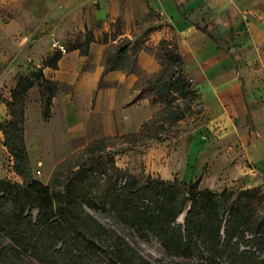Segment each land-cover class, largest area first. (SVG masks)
I'll return each mask as SVG.
<instances>
[{
    "label": "crops",
    "instance_id": "0c3cea01",
    "mask_svg": "<svg viewBox=\"0 0 264 264\" xmlns=\"http://www.w3.org/2000/svg\"><path fill=\"white\" fill-rule=\"evenodd\" d=\"M87 38L88 55L69 49ZM162 40L174 41L185 72L198 75L203 113L189 131L199 133L177 156L164 160L160 147L145 154L146 173L190 181L222 162L240 177L263 179L264 0H0V126L9 120L12 89L27 76L35 82L24 111L33 170L51 172L82 145L140 132L159 111L143 83L161 70L155 52ZM223 40L233 46L223 48ZM117 46H128L126 56L141 48L135 71L105 73L106 54ZM38 71L59 86L48 120ZM236 137L239 147L229 144Z\"/></svg>",
    "mask_w": 264,
    "mask_h": 264
},
{
    "label": "trees",
    "instance_id": "16d2710c",
    "mask_svg": "<svg viewBox=\"0 0 264 264\" xmlns=\"http://www.w3.org/2000/svg\"><path fill=\"white\" fill-rule=\"evenodd\" d=\"M91 41L87 38L69 49H80L88 55ZM140 50L134 46L129 56L128 46L109 50L105 73L116 69L135 71ZM155 56L161 70L143 83V89L152 93V104H162L163 108L140 132L123 138L137 141L145 136L150 143L164 142L167 131L186 118L196 100L175 42L162 40ZM58 59L55 56L51 64ZM35 78L42 116L48 120L59 86L41 71L35 73ZM34 85L27 76L18 78L12 100L7 102L9 120L0 126L14 172L23 179V183L0 179V264H86V256L100 237L97 230L103 229L93 215L83 210L82 203L89 198L108 204L122 223L155 237L173 257L191 259L202 249L218 262L264 264V222L240 228L236 210L232 205L228 208L226 192L218 195L198 191V183L185 192L177 187L178 180L168 182L150 176L141 180L130 176L126 169L115 168L114 156L105 153V142L113 138L93 142L74 163L68 159L59 163L48 185L33 178L24 140V111L27 92ZM180 96L187 100L184 108L177 102ZM105 156L111 159L110 169L104 165ZM227 209L232 215L228 222L224 219ZM186 211L184 222H179Z\"/></svg>",
    "mask_w": 264,
    "mask_h": 264
},
{
    "label": "rangeland",
    "instance_id": "374dc122",
    "mask_svg": "<svg viewBox=\"0 0 264 264\" xmlns=\"http://www.w3.org/2000/svg\"><path fill=\"white\" fill-rule=\"evenodd\" d=\"M146 21V20H145ZM121 21L118 24V30H121ZM150 30L147 27L143 28L142 33L147 34ZM223 48L232 47L233 42L229 40L221 41ZM158 53H160L158 51ZM184 75L191 82L196 92V100L191 105L190 110L186 112V118L183 119L177 126L167 131L165 135V141L162 143H150L148 137H140L137 141L129 138H123L122 136L115 137L107 140L105 145V153L114 156V166L119 168L124 162H129V166L126 168L128 174L135 178L143 180L147 176H152L151 173H146L147 166L145 165V154L153 148H165L164 160H166L170 153L171 155H178L181 153V147L185 144H189L191 137L195 133L189 132L196 129L200 125L201 114L203 109L200 107V93L198 87V75L195 73H188L184 70ZM146 82L149 77H145ZM152 96L151 92L146 93ZM159 100L157 99V102ZM177 102L181 103L182 107H185L187 100L180 96ZM159 111L163 108L162 104L157 103ZM158 111V112H159ZM157 112V113H158ZM149 132H146V135ZM4 138L0 132V179H8L14 182L23 183V179L18 176L11 164V155L6 152L3 147ZM229 144L239 147V139H229ZM92 143L82 145L79 148L74 149L73 152L65 156L64 160H71L72 163L76 162L81 154ZM148 144L149 147H145ZM167 149V150H166ZM109 156L103 158L104 165L110 169ZM60 162V163H61ZM233 162V161H232ZM222 162L216 169L208 168L204 166L201 170L198 169L194 179L185 181L184 179L178 180L177 187L182 191L188 192L189 187L194 183H198V191H209L221 195L226 192L228 196V208L232 207L236 210L238 216V224L242 229H248L251 224H259L264 222V176L263 179L251 180L249 177H240L234 174L233 169L228 166L223 167ZM230 165V163L228 164ZM57 167V166H56ZM55 167V169H56ZM44 170L42 168L38 170L32 169V177L48 185L52 180L54 170ZM125 170V169H122ZM83 210L93 215L103 229L97 230L98 242L94 249L86 256V264H227L226 262H218L213 260L202 249L196 251L191 259L183 260L171 256L162 247L161 243L152 235H143L137 231L136 228L122 223L116 213L111 209L108 204L101 202H94L92 199H87L82 203ZM190 204L188 205V209ZM230 209L224 216V219L228 222L231 218ZM264 259V256L262 255ZM11 264H26V263H11Z\"/></svg>",
    "mask_w": 264,
    "mask_h": 264
},
{
    "label": "built area",
    "instance_id": "2783aa9c",
    "mask_svg": "<svg viewBox=\"0 0 264 264\" xmlns=\"http://www.w3.org/2000/svg\"><path fill=\"white\" fill-rule=\"evenodd\" d=\"M53 46L55 47V48H58L60 51H64V48L58 43V42H54L53 43Z\"/></svg>",
    "mask_w": 264,
    "mask_h": 264
},
{
    "label": "water",
    "instance_id": "95a60500",
    "mask_svg": "<svg viewBox=\"0 0 264 264\" xmlns=\"http://www.w3.org/2000/svg\"><path fill=\"white\" fill-rule=\"evenodd\" d=\"M186 215H187V211L180 216V218H179L178 221L181 222V223H183L184 220H185Z\"/></svg>",
    "mask_w": 264,
    "mask_h": 264
}]
</instances>
